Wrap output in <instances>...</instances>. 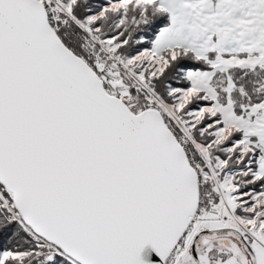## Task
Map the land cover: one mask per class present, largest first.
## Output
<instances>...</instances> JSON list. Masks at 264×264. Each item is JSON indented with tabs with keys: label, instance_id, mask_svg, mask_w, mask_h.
Masks as SVG:
<instances>
[{
	"label": "snow or ice",
	"instance_id": "snow-or-ice-1",
	"mask_svg": "<svg viewBox=\"0 0 264 264\" xmlns=\"http://www.w3.org/2000/svg\"><path fill=\"white\" fill-rule=\"evenodd\" d=\"M0 264H264V0H0Z\"/></svg>",
	"mask_w": 264,
	"mask_h": 264
},
{
	"label": "water",
	"instance_id": "water-1",
	"mask_svg": "<svg viewBox=\"0 0 264 264\" xmlns=\"http://www.w3.org/2000/svg\"><path fill=\"white\" fill-rule=\"evenodd\" d=\"M151 250H150V248L149 249H145V252L146 253H148V252H150ZM153 256H154V253L152 254Z\"/></svg>",
	"mask_w": 264,
	"mask_h": 264
}]
</instances>
